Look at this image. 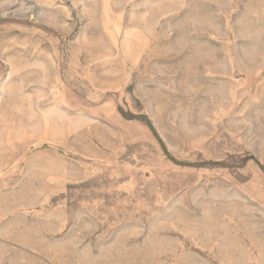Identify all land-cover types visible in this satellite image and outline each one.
<instances>
[{
  "label": "rangeland",
  "instance_id": "rangeland-1",
  "mask_svg": "<svg viewBox=\"0 0 264 264\" xmlns=\"http://www.w3.org/2000/svg\"><path fill=\"white\" fill-rule=\"evenodd\" d=\"M0 264H264V0H0Z\"/></svg>",
  "mask_w": 264,
  "mask_h": 264
}]
</instances>
